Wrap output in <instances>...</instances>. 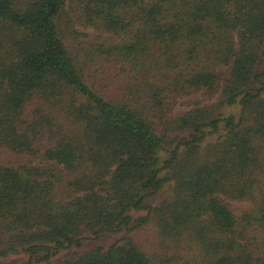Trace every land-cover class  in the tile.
I'll list each match as a JSON object with an SVG mask.
<instances>
[{"label":"trees","instance_id":"1","mask_svg":"<svg viewBox=\"0 0 264 264\" xmlns=\"http://www.w3.org/2000/svg\"><path fill=\"white\" fill-rule=\"evenodd\" d=\"M0 148V264H264V0H0Z\"/></svg>","mask_w":264,"mask_h":264},{"label":"rangeland","instance_id":"2","mask_svg":"<svg viewBox=\"0 0 264 264\" xmlns=\"http://www.w3.org/2000/svg\"><path fill=\"white\" fill-rule=\"evenodd\" d=\"M79 30L84 34H95L91 29H82L79 28ZM219 94H216L212 97H207L203 93H196L187 97L179 98L175 101V104L173 105V114L179 115L182 114L190 109H192L195 105H201V106H208L214 104L218 100ZM14 157L4 149L0 148V160L2 161H8L13 159ZM20 161H24L27 163L28 158L24 157H18L17 158ZM33 166L37 165V162L29 161ZM170 192V186L167 184L152 200L149 201L150 205H154L157 202H160L161 200L168 197ZM247 207L245 203L240 202H233L230 203V208L233 211V213L236 216H240L241 212ZM145 212H137L133 216L138 217L140 215H144ZM150 235H152L151 231H146L143 235L138 236V240L141 241L142 244L147 245V239ZM119 238L117 235L113 234H103L99 237L97 240H88L85 242V246L87 248H95V247H107L110 243H113ZM3 260L4 264H25L26 258H24L22 255H10Z\"/></svg>","mask_w":264,"mask_h":264}]
</instances>
